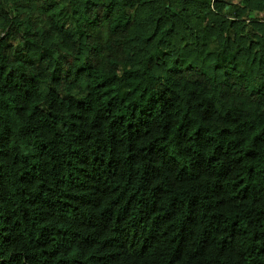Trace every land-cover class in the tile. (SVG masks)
<instances>
[{
    "label": "trees",
    "instance_id": "obj_1",
    "mask_svg": "<svg viewBox=\"0 0 264 264\" xmlns=\"http://www.w3.org/2000/svg\"><path fill=\"white\" fill-rule=\"evenodd\" d=\"M0 264H264V0H0Z\"/></svg>",
    "mask_w": 264,
    "mask_h": 264
}]
</instances>
